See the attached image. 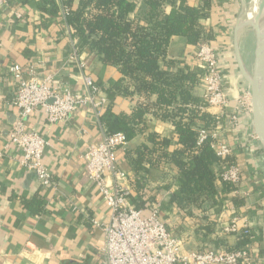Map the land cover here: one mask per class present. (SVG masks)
Returning a JSON list of instances; mask_svg holds the SVG:
<instances>
[{
  "label": "crops",
  "instance_id": "obj_1",
  "mask_svg": "<svg viewBox=\"0 0 264 264\" xmlns=\"http://www.w3.org/2000/svg\"><path fill=\"white\" fill-rule=\"evenodd\" d=\"M129 1L137 4L133 17L149 13L145 0ZM79 3L80 0H74L72 9L76 10ZM248 3L249 0H211L210 9L199 20V26L213 36L212 44L223 62L224 95L228 100L226 106H208L206 112L220 117L217 134H222L233 149L232 160L240 170L239 183L224 193L223 185L218 182V197L200 200L197 204H189L182 197L179 202L174 199L178 170L161 155L163 152L171 155L180 146L173 119L162 118L165 109L155 111L157 115H146L136 126L128 146L118 151L119 164L127 178L116 181L108 176L105 179L108 187L118 183L126 188L130 205L141 210L144 217L157 210L160 220L181 240L184 257L202 250L246 247L256 259L255 264H264V154L259 161L251 159L246 153L243 134L231 121L238 114L247 89L238 65L234 33ZM55 4L43 0H10L0 7V152L3 151L0 157V264L103 263L106 245L103 227L110 224L113 213L87 173L85 155L103 139L104 116L108 113L131 115L142 101L138 96H120L111 105L108 100L101 116L92 104L81 105L69 120L58 124L47 122L40 111L20 119L19 109L13 105L17 83L10 73L15 65L21 67L25 80L31 74L40 80L50 78L62 93L73 96L86 94L84 75H90L100 88L99 97H107L104 90L110 82L122 78L117 67L105 65L97 53L74 37L67 22L71 12L67 0H55ZM187 4L201 8L203 0H187ZM171 8L164 6V13L168 14ZM245 34L240 38V52L244 64L250 68L246 57L254 39ZM197 50L198 45L188 44L186 38L172 37L167 61L175 65L167 68L163 64L164 68L175 73L187 67L201 79L203 69L195 58ZM205 92L203 81L191 90L192 96L201 102ZM156 99L157 96L152 97V101ZM20 120L25 131L38 133L48 143L44 153V164L52 175L48 186H41L36 176L20 165L17 149H4L6 138ZM249 124L250 121L248 132L252 128ZM152 135H157L158 141L167 139L171 143L163 151L157 146L156 152L147 154L137 169L139 150L144 146L155 147L150 140ZM150 159L156 162L154 167L150 166ZM222 169L228 167L214 166L215 173ZM233 223L241 229L248 227L250 235L240 237L227 233V227Z\"/></svg>",
  "mask_w": 264,
  "mask_h": 264
},
{
  "label": "trees",
  "instance_id": "obj_2",
  "mask_svg": "<svg viewBox=\"0 0 264 264\" xmlns=\"http://www.w3.org/2000/svg\"><path fill=\"white\" fill-rule=\"evenodd\" d=\"M43 2L56 5L55 0ZM73 2L67 0L71 11L67 22L74 37L82 46L97 53L105 65L117 67L122 74L120 80L111 81L104 90L110 104L120 96L142 98L131 115L108 113L104 116L106 132H123L130 141L146 115L165 109L162 118L173 119L180 146L171 155L167 152L161 155L178 170L174 199L179 202L182 197L189 204H197L200 200L218 197V182L223 185L224 193L229 191L232 185L220 181L214 171L219 160L211 146L212 139L208 137L198 146L199 133L193 128L195 124L209 128L214 120L212 115L199 109L206 103L191 94L200 84V77L187 67L175 73L164 68L175 65L167 61L172 37H184L190 45L213 41V36L199 26L204 12L211 7V0H203L201 8L189 6L187 0H145L149 13L143 17H133L137 4L129 0H80L76 10L72 9ZM166 5L172 7L168 14L163 10ZM153 96H157L155 101H152ZM170 107H176L175 111L170 113ZM188 114L190 119L186 121ZM156 138L157 135L150 137L154 149L144 146L139 150L137 169L147 154L156 152L157 146L163 151L171 143ZM149 161L154 167L156 162Z\"/></svg>",
  "mask_w": 264,
  "mask_h": 264
},
{
  "label": "built area",
  "instance_id": "obj_3",
  "mask_svg": "<svg viewBox=\"0 0 264 264\" xmlns=\"http://www.w3.org/2000/svg\"><path fill=\"white\" fill-rule=\"evenodd\" d=\"M10 0H0V7ZM196 61L203 69L200 83L205 85L203 104L199 109L206 112L208 106L227 105L224 95L223 62L212 42L203 40L198 44L195 54ZM85 67L84 64L81 65ZM10 73L16 80L17 87L14 93L13 105L19 109L20 119H27L40 111L47 122L58 124L69 120L81 105L92 104L98 115L107 104V97H99L100 88L90 75H84L83 81L86 90L84 96H73L62 93L55 87L50 78L40 80L31 74L25 80L22 69L15 65ZM98 99V100H97ZM193 108L192 106H189ZM170 107L168 110H171ZM186 121L190 115H186ZM210 127L204 124H195L199 133L198 146L208 137L212 139L211 146L219 160L216 167L227 166V170L216 173L220 181L236 186L241 177L240 170L232 160L233 149L217 134L220 117L213 116ZM232 118V124L235 122ZM234 125V124H233ZM193 126V127H194ZM218 129V130H217ZM221 132V130H220ZM129 140L125 133L109 134L105 131L101 143L88 149L85 155L86 169L90 179L95 182L104 195L106 204L112 210L110 224L103 227L106 237L104 247V261L102 264H255L256 259L248 248H235L221 251L202 250L184 257L181 253V240L173 235L167 225L160 220L157 210L144 217L141 210L133 208L129 203V191L116 184L108 187L105 179L113 176L116 181L125 180L127 174L121 169L118 151L128 146ZM48 143L35 132L23 129L21 120L13 127L6 138L4 149L14 147L19 151V163L28 172L33 173L41 186L52 183V175L44 164V153ZM3 151L0 152V157ZM98 225V223H95ZM100 226V225H98ZM226 232L240 237L250 235L248 227L239 228L236 223L228 226Z\"/></svg>",
  "mask_w": 264,
  "mask_h": 264
},
{
  "label": "water",
  "instance_id": "obj_4",
  "mask_svg": "<svg viewBox=\"0 0 264 264\" xmlns=\"http://www.w3.org/2000/svg\"><path fill=\"white\" fill-rule=\"evenodd\" d=\"M253 0L245 7L244 16L236 24L234 39L235 51L240 71L247 84L246 93L238 106V114L235 116V128L240 131L246 142V153L254 161H259L264 154V79L262 80V65L258 50L261 47L260 37L258 36L257 50L252 67L248 68L242 60L240 52V38L246 27L248 26V12L251 10ZM263 4V5H262ZM264 1L259 6L257 17L262 15ZM258 32V31H257ZM251 66V65H250ZM250 121L251 133L248 132L247 126Z\"/></svg>",
  "mask_w": 264,
  "mask_h": 264
},
{
  "label": "bare ground",
  "instance_id": "obj_5",
  "mask_svg": "<svg viewBox=\"0 0 264 264\" xmlns=\"http://www.w3.org/2000/svg\"><path fill=\"white\" fill-rule=\"evenodd\" d=\"M255 17H256V15H253V17L250 19V21H248V23H250V25L252 26V27L250 26V29L253 30L256 34V50H257L258 36L260 37L261 47L258 50V56L261 58L260 63L263 67L262 71H261L262 80H263L264 79V8L262 9V15H260L256 18ZM255 53H256V51H255Z\"/></svg>",
  "mask_w": 264,
  "mask_h": 264
},
{
  "label": "rangeland",
  "instance_id": "obj_6",
  "mask_svg": "<svg viewBox=\"0 0 264 264\" xmlns=\"http://www.w3.org/2000/svg\"><path fill=\"white\" fill-rule=\"evenodd\" d=\"M262 0H253V3H252V7H251V10L248 12V18H249V21H250V19L253 17V15H256V17H257V13H258V10H259V6L261 5V2ZM263 5V4H262ZM255 17V18H256ZM249 25L246 27V30H245V32H246V36L247 35H249V36H252L253 37V39H254V41H253V46H251L252 48H249V51H248V53H247V60H249L250 62V67H252V63L254 62V59H255V51H256V39H255V36H256V34H255V32L253 31V30H251L250 29V23H248ZM252 27V26H251ZM250 29V30H249ZM245 32H243V33H245ZM250 33V34H249ZM253 33V34H252ZM242 38V37H241ZM250 43H252V41L250 40ZM247 46V45H246ZM247 48H248V46H247ZM246 48V49H247ZM246 52V51H245Z\"/></svg>",
  "mask_w": 264,
  "mask_h": 264
}]
</instances>
